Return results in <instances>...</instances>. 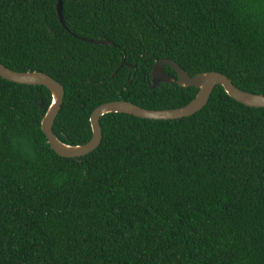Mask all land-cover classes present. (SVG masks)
Here are the masks:
<instances>
[{"label":"trees","instance_id":"16d2710c","mask_svg":"<svg viewBox=\"0 0 264 264\" xmlns=\"http://www.w3.org/2000/svg\"><path fill=\"white\" fill-rule=\"evenodd\" d=\"M61 3L65 29L57 0H0V64L63 87L52 131L65 145L90 140L103 104L190 103L194 88L149 89L155 60L264 96V0ZM50 104L0 78V264H264V109L217 86L188 118L107 114L98 148L65 159L40 128Z\"/></svg>","mask_w":264,"mask_h":264},{"label":"water","instance_id":"95a60500","mask_svg":"<svg viewBox=\"0 0 264 264\" xmlns=\"http://www.w3.org/2000/svg\"><path fill=\"white\" fill-rule=\"evenodd\" d=\"M56 14L61 26L65 29L66 27L63 19L61 0H57ZM84 41L87 43L98 45H112L107 40ZM123 66H126L124 60L121 61V64L117 71L120 70ZM165 67L171 69L174 72L175 77L167 74L164 71ZM116 72L114 74H116ZM0 78L4 81L17 85H24L29 87L38 86L44 87L48 90L51 96V104L40 120V128L43 135L45 136L46 142L49 145L50 149L57 156L65 159H75L84 157L98 148L102 140V133L99 120L101 117L107 114H124L137 119L148 121H176L183 118H188L201 111L207 105L213 90L217 86L221 87L225 94L231 100L244 107L250 109H264V96L246 93L237 89L226 76L220 73H201L190 77L188 73L183 71L173 61L166 59L155 60L154 65L151 69V80L148 86L149 89L154 90L160 84L172 85L174 83H176V85L180 88H194L197 90V94L190 103L179 109L162 111L146 110L133 104L121 101L103 104L97 109H95L90 115V140L84 145L68 146L61 143L54 136L52 131L54 121L57 118L63 103V87L57 81H55L44 73L14 72L6 68L2 64H0Z\"/></svg>","mask_w":264,"mask_h":264}]
</instances>
